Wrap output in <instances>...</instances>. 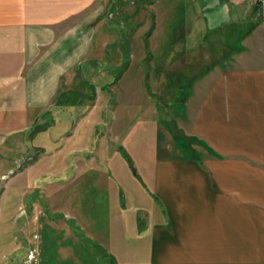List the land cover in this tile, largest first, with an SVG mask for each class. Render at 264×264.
<instances>
[{"label":"crops","instance_id":"0c3cea01","mask_svg":"<svg viewBox=\"0 0 264 264\" xmlns=\"http://www.w3.org/2000/svg\"><path fill=\"white\" fill-rule=\"evenodd\" d=\"M154 1L156 13L128 31L129 60L101 64V0H0V180L28 174V211L44 210L45 224L68 237L76 233L64 219L75 215L105 264H264V18L251 0H204L199 10L193 0ZM221 1L228 18L255 21L223 63L205 43L212 28L202 17ZM97 74L115 79L105 99L109 135L97 127L103 95L85 90ZM185 77L192 87L171 112L180 132L171 135L141 87L157 84L162 94ZM48 119L60 127L50 147L38 141ZM145 125L158 133L155 147L139 137ZM124 158L149 194H139ZM86 183L112 198L103 231L78 200ZM34 224L28 217L21 226Z\"/></svg>","mask_w":264,"mask_h":264},{"label":"rangeland","instance_id":"374dc122","mask_svg":"<svg viewBox=\"0 0 264 264\" xmlns=\"http://www.w3.org/2000/svg\"><path fill=\"white\" fill-rule=\"evenodd\" d=\"M131 1L135 2V5H131ZM149 1L151 0H101L102 11L100 16L104 20L101 19L97 21L96 32L98 34L102 33L104 38L103 43L106 44V50L102 57L103 60L95 62L101 64H115L112 61L116 59L114 62L117 64H125L129 60L131 54L127 50V40L130 38L128 31L139 28V24L142 23L141 21L143 20V14H146L149 17V15L153 16V13H156L153 8L149 6ZM229 1L233 0H228V4H230ZM251 1V4L257 6L260 5L259 14L256 15L255 18H264V0ZM155 2L156 0L154 3ZM192 3H196L195 7L199 10L203 5L204 0H193ZM222 9L223 6L221 1L214 5L213 10L202 13V17H207V23L209 27L212 28L209 31L208 37L205 38V43L210 42L211 40L215 43L214 58H216L219 63L226 61L234 51L239 49L243 37L252 28V25L255 22L251 17L245 18L241 22H237L234 18H228L226 14H223ZM132 10H135V13L131 18H134V20L129 21V13L131 14ZM151 10L152 13L150 12ZM183 39L186 42L191 41V38ZM101 71L102 73L107 72L105 69ZM89 80L93 83H85V90L89 93L88 96L92 99L97 94L103 95V99L100 101L101 104L98 105V109L101 110L102 114L100 119L103 123L97 127L98 129H103L104 135H109V126L106 124L109 121L110 103L109 101H105V99L110 92H116L115 79L112 83H109L106 76L99 78V75L97 74L96 76L90 77ZM191 80H193V77L191 79L190 77L178 78L172 85L166 86V92L162 94L159 93V86H157V84L144 83L141 87L143 88L144 97L149 96L150 98L151 112L153 113L155 107V110L157 111L155 113L156 118L160 121L162 119L165 121V125L170 128L171 135L174 133L178 135V133H180L177 132V129L175 128V125L177 124L175 122V117L171 115V112L178 107V103H182L187 93L190 92L192 87V85H190ZM147 81H149V79H147ZM139 92H141L140 89ZM74 104H76V101H74ZM86 108L84 107V109ZM152 116L154 115L152 114ZM160 124L162 123L160 122ZM49 125H52V119H48L41 124L42 128L38 130V141L41 142V145H49L50 147L54 140L52 138V133L58 132V128L60 127L57 125L58 128L57 131H55L53 128L54 126L49 127ZM70 125L72 124H68V126ZM144 127L145 130L148 129V131L140 133L139 137L144 140V143L148 144V146L150 144L155 147L158 133H156V131L153 133L152 125H145ZM161 141L162 139H160V142ZM119 153H121L120 150ZM32 156H34V154H32ZM124 160L127 163L130 175L133 177V181H131L140 184V187L142 186V188L139 189V194L140 190L144 192V194H149L148 191L144 189L142 181L137 175H135L134 168H136V166L132 163H128V160L125 158ZM29 163L31 162H28L27 164ZM30 180L31 177L28 174L19 175L15 178H9V176H7L0 180V194H4L2 195V199L0 197V201H2V203L0 202V256L2 255L4 257L3 263L24 264L23 261L26 258L28 250L35 248L37 250V257L36 263L34 264H105L106 258L95 252V246L92 245L94 239L88 234V230L80 229L78 226L79 222L76 220L75 215H73L74 219H64L76 233L75 236L68 237L66 231L61 228L51 229L45 224L44 218L46 213L44 210L40 209L39 212L33 211V213L28 211L29 205H31L30 201L35 198L30 194H21V191H27L28 188L32 189V182ZM112 182L114 181L112 180ZM42 183L43 182L40 183V180L37 181L35 187L39 186L40 191L45 192V188L43 186L41 187ZM90 184L91 183L85 184L83 190L80 192L78 200L83 204L82 207L85 209L86 216L91 221L92 219H96L98 222V228L103 231L104 229L101 227V225H103L102 217H105L106 212L104 211L108 205L110 206L112 198H107L105 187H92ZM128 187L131 189V194L136 198V203H139V205L142 206L147 205L145 196H135V184L128 183ZM129 201L132 200L129 198ZM129 201L127 204H129ZM34 204H36L34 208H43L46 205V201L42 198L41 200H36ZM21 209H24L26 212L18 213ZM57 216L62 218L63 214L58 213ZM28 217L29 220L32 222L34 221L35 224L32 225L28 231H25L21 225L26 221V218L28 219ZM34 234H37V238L33 237ZM83 242H87L86 247L88 248L85 249V247H83ZM65 255H67L66 261L62 259Z\"/></svg>","mask_w":264,"mask_h":264},{"label":"built area","instance_id":"2783aa9c","mask_svg":"<svg viewBox=\"0 0 264 264\" xmlns=\"http://www.w3.org/2000/svg\"><path fill=\"white\" fill-rule=\"evenodd\" d=\"M259 1V0H256ZM37 250L35 248L29 249L26 258L24 260L25 264H33L36 262Z\"/></svg>","mask_w":264,"mask_h":264},{"label":"water","instance_id":"95a60500","mask_svg":"<svg viewBox=\"0 0 264 264\" xmlns=\"http://www.w3.org/2000/svg\"><path fill=\"white\" fill-rule=\"evenodd\" d=\"M254 12L257 14V13H259V7L258 6H256L255 8H254Z\"/></svg>","mask_w":264,"mask_h":264},{"label":"flooded vegetation","instance_id":"af4514ba","mask_svg":"<svg viewBox=\"0 0 264 264\" xmlns=\"http://www.w3.org/2000/svg\"><path fill=\"white\" fill-rule=\"evenodd\" d=\"M256 7V6H255Z\"/></svg>","mask_w":264,"mask_h":264}]
</instances>
